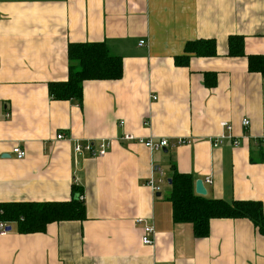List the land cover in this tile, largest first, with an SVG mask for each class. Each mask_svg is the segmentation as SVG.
<instances>
[{"label":"crops","instance_id":"obj_1","mask_svg":"<svg viewBox=\"0 0 264 264\" xmlns=\"http://www.w3.org/2000/svg\"><path fill=\"white\" fill-rule=\"evenodd\" d=\"M0 18V204L67 202L75 184L87 215L44 234L10 226L0 264H264L251 221L213 220L210 235L196 238L174 223L169 182L159 193L148 186L153 166L165 181L174 167L204 181L208 199L264 206V76L248 61L264 56V0H0ZM232 36L245 39L246 57L229 56ZM198 40H214L217 57L178 66ZM95 43L122 58L123 77L85 82L81 105L54 101L49 86L68 80V47ZM222 123L239 148L213 147L229 135ZM124 135L167 138L168 152ZM88 141L114 143L103 158L76 159L75 143ZM17 146L25 159L13 155ZM138 219L154 227L152 246Z\"/></svg>","mask_w":264,"mask_h":264},{"label":"trees","instance_id":"obj_2","mask_svg":"<svg viewBox=\"0 0 264 264\" xmlns=\"http://www.w3.org/2000/svg\"><path fill=\"white\" fill-rule=\"evenodd\" d=\"M245 39L232 36L229 39V56H245ZM217 57L214 40H198L186 44L185 55L177 59L178 66H186L191 58L212 59ZM68 59L72 64L66 82L52 83L50 96L54 101H77L82 104L84 83L87 81H118L123 77L124 63L113 56L104 43L72 44L68 47ZM249 70L264 76V56L248 57ZM206 85L216 86V76L206 74ZM212 79V80H211ZM211 80V82H210ZM173 207L176 224H188L196 238H207L213 220L247 219L264 237V206L253 201L211 200L195 193V179L191 174H181L173 167L171 176ZM84 189L72 186V198L67 202L1 203L0 223L16 226L21 235L44 234L51 224L83 222L87 220Z\"/></svg>","mask_w":264,"mask_h":264},{"label":"built area","instance_id":"obj_3","mask_svg":"<svg viewBox=\"0 0 264 264\" xmlns=\"http://www.w3.org/2000/svg\"><path fill=\"white\" fill-rule=\"evenodd\" d=\"M1 19V18H0ZM145 44L144 41H141L138 45V47H143ZM147 125V123L145 124ZM243 128L247 129L250 126L249 120H244L242 122ZM222 127L229 131V135H222L221 137H218L216 139H212L211 143L213 147L217 148L220 147L225 141L230 140L233 143V146L235 148L240 147V141L238 138H235L233 135V127L227 123H222ZM58 140H63L64 136L62 134L57 136ZM120 140L126 141V142H138L144 147H146L151 152L155 151H161L169 147L170 141L167 138H157V137H151L148 139H141L134 137L133 135H124L123 138ZM261 143L264 144V137H261ZM114 143V141H107V142H100L98 145L95 143L88 141L85 144H81L76 142L74 145V155L77 157L83 156L84 154L88 155L89 157L93 159H100L105 157L106 152L111 147V144ZM188 141L185 139H179L176 143V146L187 144ZM13 155L16 156L18 160H23L26 158V153L21 149L20 146H17L13 149ZM155 175H159V179L155 178ZM165 182L164 174L157 168L153 166L152 168V177L150 181L148 182V186L154 191V193H159L160 187ZM206 183L211 184L212 181L208 180ZM81 200H84V196L81 197ZM136 224L142 228L143 232V238L142 243L145 246H152L155 242V229L154 227L147 223V221L143 219H138L136 221ZM10 227L6 223H0V236L8 235V232L6 231L7 228Z\"/></svg>","mask_w":264,"mask_h":264},{"label":"water","instance_id":"obj_4","mask_svg":"<svg viewBox=\"0 0 264 264\" xmlns=\"http://www.w3.org/2000/svg\"><path fill=\"white\" fill-rule=\"evenodd\" d=\"M168 151L165 149L164 153H167ZM171 185V180L168 181ZM195 192L198 196L206 197L207 196V190L205 188V183L202 180H198L195 184ZM8 233L12 231V227H8L6 230Z\"/></svg>","mask_w":264,"mask_h":264},{"label":"rangeland","instance_id":"obj_5","mask_svg":"<svg viewBox=\"0 0 264 264\" xmlns=\"http://www.w3.org/2000/svg\"><path fill=\"white\" fill-rule=\"evenodd\" d=\"M167 181H165L164 182V186H167L168 184H167V182H168V179H166Z\"/></svg>","mask_w":264,"mask_h":264}]
</instances>
